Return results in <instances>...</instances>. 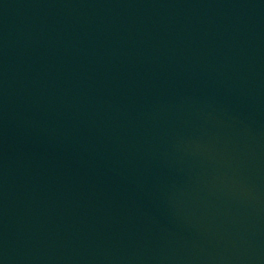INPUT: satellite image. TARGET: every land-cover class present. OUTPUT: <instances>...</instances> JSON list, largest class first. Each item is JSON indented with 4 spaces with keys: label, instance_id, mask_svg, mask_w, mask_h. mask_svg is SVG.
<instances>
[{
    "label": "water",
    "instance_id": "obj_1",
    "mask_svg": "<svg viewBox=\"0 0 264 264\" xmlns=\"http://www.w3.org/2000/svg\"><path fill=\"white\" fill-rule=\"evenodd\" d=\"M0 264H264V0H0Z\"/></svg>",
    "mask_w": 264,
    "mask_h": 264
}]
</instances>
